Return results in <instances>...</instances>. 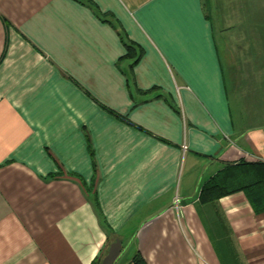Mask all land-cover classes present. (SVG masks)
<instances>
[{"label":"crops","instance_id":"0c3cea01","mask_svg":"<svg viewBox=\"0 0 264 264\" xmlns=\"http://www.w3.org/2000/svg\"><path fill=\"white\" fill-rule=\"evenodd\" d=\"M262 164L264 0H0V264H264Z\"/></svg>","mask_w":264,"mask_h":264},{"label":"trees","instance_id":"16d2710c","mask_svg":"<svg viewBox=\"0 0 264 264\" xmlns=\"http://www.w3.org/2000/svg\"><path fill=\"white\" fill-rule=\"evenodd\" d=\"M76 1V0H75ZM80 1V0H77ZM124 47L126 48V56L131 57L134 55L133 50L128 46V45H124ZM243 166V165H242ZM245 166V165H244ZM247 166V165H246ZM262 167L263 171H264V164L259 165ZM230 169L231 168H227ZM227 169H225V171L227 172ZM219 177H221L220 174H218L216 177H214L213 179H211L201 190L200 194H199V201L201 203H207V202H211L225 194H227L221 185H219L218 181H219ZM257 188L258 189V193H260L261 195V200L259 201V203H261V205L264 207V180L257 182V183H253L250 185H247L241 189H243L244 193H246V195L249 198L250 203L252 204V206L256 209V211L258 210L255 201L253 200V198L250 196L249 190H253ZM261 191H263V194L261 193ZM263 196V198H262ZM264 209V208H263ZM94 264H98L97 262H95ZM129 264H144L143 261L140 259L139 256H135L133 257V259L131 260V262Z\"/></svg>","mask_w":264,"mask_h":264},{"label":"water","instance_id":"95a60500","mask_svg":"<svg viewBox=\"0 0 264 264\" xmlns=\"http://www.w3.org/2000/svg\"><path fill=\"white\" fill-rule=\"evenodd\" d=\"M119 250H120V244L118 241L111 244L101 264H113V262L115 261V259L119 254Z\"/></svg>","mask_w":264,"mask_h":264},{"label":"rangeland","instance_id":"374dc122","mask_svg":"<svg viewBox=\"0 0 264 264\" xmlns=\"http://www.w3.org/2000/svg\"><path fill=\"white\" fill-rule=\"evenodd\" d=\"M123 261H124V258H118V260H116L115 264H122Z\"/></svg>","mask_w":264,"mask_h":264},{"label":"built area","instance_id":"2783aa9c","mask_svg":"<svg viewBox=\"0 0 264 264\" xmlns=\"http://www.w3.org/2000/svg\"><path fill=\"white\" fill-rule=\"evenodd\" d=\"M183 149H185V147H183ZM177 204H178V200L175 199V200H174V205H177Z\"/></svg>","mask_w":264,"mask_h":264}]
</instances>
